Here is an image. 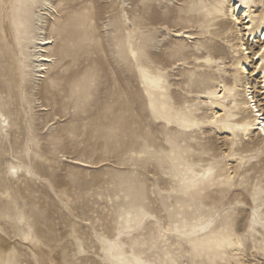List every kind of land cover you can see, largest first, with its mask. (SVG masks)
Instances as JSON below:
<instances>
[{
    "label": "rangeland",
    "instance_id": "1",
    "mask_svg": "<svg viewBox=\"0 0 264 264\" xmlns=\"http://www.w3.org/2000/svg\"><path fill=\"white\" fill-rule=\"evenodd\" d=\"M197 1L56 0L65 7L54 12L46 0H15V15L29 33L39 22L45 35L54 37L47 47L54 61L45 78L37 80L23 73L15 51L0 37V111L8 120L6 128L0 126V230L13 247L15 264H41L38 246L24 240L28 234L55 246L65 264H105V243L99 237L115 240L120 233L122 254L147 264H229L228 251L195 252L191 243L214 245L207 238L224 226L223 219L212 231L194 234L191 241L176 235L173 221V230L161 239L155 222L137 229L136 214L130 223L126 210L134 201L147 200L150 215L163 219L167 229V201V208L184 209L191 232L198 227L193 221L215 215L219 208L222 175H237L240 169L246 177L255 173V183L264 170L261 139H245L240 130L229 127L242 119L243 110L227 107L214 124L209 99L199 97L200 89L210 91L221 76L232 78L237 30L228 20L230 0H224L226 14L205 25ZM253 2L257 14L264 0ZM220 18L227 21L217 36L212 28ZM206 27L212 33L204 34ZM186 33L190 37L185 38ZM207 46L216 48L210 52ZM129 48L138 53L136 58ZM177 55L188 63L179 64ZM198 56L216 63L199 62ZM141 68L160 75L161 84H166L155 102H163L166 94L177 113L171 123L151 105V89ZM199 71L212 74L204 87L194 84ZM245 153L257 159L240 168L237 157ZM10 165L27 172L16 178L8 173ZM209 165L216 169V183L201 181L199 192L188 195L172 192L177 174L194 179ZM239 196L241 191L233 190L230 202ZM250 217V207L240 208L232 231L242 236ZM129 227L130 235L124 231ZM251 233L242 239L247 263L264 264V250L255 241L264 245V228L258 225Z\"/></svg>",
    "mask_w": 264,
    "mask_h": 264
},
{
    "label": "bare ground",
    "instance_id": "2",
    "mask_svg": "<svg viewBox=\"0 0 264 264\" xmlns=\"http://www.w3.org/2000/svg\"><path fill=\"white\" fill-rule=\"evenodd\" d=\"M46 2L49 3V0H46ZM4 3L8 4L9 7L7 9H0L1 39L15 51L18 67L22 69L23 73L30 74L35 80L40 79L41 77L45 78L46 71L48 70L50 64L54 61V57L49 53V51H47V47L53 43L54 37L46 36L42 31L41 23L39 22H35V28L29 33V31L23 27L19 18L16 17L14 7L11 6L12 3H15V0H4ZM196 3L202 10L203 15H205V19L201 20L203 25L211 21L213 18L218 16L223 17L226 14V9L223 10L224 0H198ZM230 3V8L227 9L230 17L228 20L233 21L237 30L236 48L234 49V59L231 65L232 78L221 76L220 81H218V83L214 85L210 91L200 89L201 91H199V97L209 99L208 105L213 110L215 117H221V113L225 112V108L227 107H239L243 110L244 116L241 117L242 119L238 118V120L232 122L229 127L234 128L236 124L249 123L252 126L249 127L247 131L240 130L244 138L251 140L253 136H257L264 144V133L261 132V127H264V105L262 106L261 103V101L264 100V66H260L261 59L264 57L257 56V52L261 48H264V20L261 19V13H264V7L256 14L254 13L255 9L252 8V6H254L253 0H248V3L243 5L240 3V0H230ZM233 17H235V19H233ZM226 21L227 20L220 18L218 22L213 24L215 27H213L212 30L217 36H219L218 32L221 31V27ZM249 25H251V28H249ZM209 30L210 28L208 29V27H206L204 29L205 32L202 30L201 33H212V31ZM176 34H178V32H176ZM190 35L191 34L186 33L184 37L187 38L190 37ZM256 46L257 49L255 50ZM214 48L207 46L206 51L211 52ZM133 51V48H129L130 53ZM195 58L202 59L199 62H205L209 59L207 56H198ZM219 63L221 64L222 61H219ZM148 73L161 80L160 75H154L150 71H148ZM211 75L212 74L210 72L206 71L197 72L194 84L196 86L204 87ZM143 79L145 85L151 89V91H149V94L153 97L151 105L158 113H163V117L167 120L175 119L177 113L176 111L174 112L172 104L168 103L166 94L163 96V102H155V100H159L160 97H162V93H164L163 88L166 84L160 83L159 88H157L146 81L144 76ZM256 82L261 84L259 89H257V85L259 84L257 83L256 85ZM225 89H227V91H225ZM254 91H258L261 94V97L256 98L258 94L254 95ZM203 93H207L208 95L205 96ZM209 93H212V95H209ZM225 98L229 99L228 102L224 101ZM159 105L163 106L162 110L159 109ZM185 111L190 113L189 109H185ZM256 112H260L261 116H257ZM236 113L237 112H233L231 115H235ZM231 115L230 113L227 114V116ZM0 117H2L0 118L1 129L4 127L6 128L8 126V120L1 111ZM190 121L192 123L197 122V120L192 119ZM226 125L229 124H225L224 129L228 128ZM238 130L239 129L236 131ZM7 131L8 130H5V132ZM2 132L3 131L1 130L0 136H2ZM74 162L80 165L86 164L79 160H75ZM11 167H15L17 169L15 174L16 178H19L22 171L27 172L26 169H22L17 165H10L8 167L9 174ZM187 178L190 179V177ZM257 215L259 216L260 213L258 212ZM219 231L220 230H217L216 233ZM235 235L240 237L237 234ZM252 235L253 234L251 232H248L247 234V236L251 237ZM26 236L28 239H24L25 241L29 242L32 247L38 246L40 249L39 258L41 264H55V262L65 264L64 256L55 246L48 244L40 238H35L32 234H28ZM207 239L211 240L213 243L215 235L213 237H208ZM255 241L256 245L259 244L260 250H264V245L260 246L261 242L259 239H255ZM208 245L214 246L211 243H206L205 247L207 248ZM12 250L13 247L11 243L0 230V260H7L8 253L10 251L12 252ZM225 251L230 253L227 259L229 264H236V261L239 264H248L242 240L235 241L233 247L231 248H225L222 251H217V255ZM253 251L257 252L256 248H254Z\"/></svg>",
    "mask_w": 264,
    "mask_h": 264
},
{
    "label": "snow or ice",
    "instance_id": "3",
    "mask_svg": "<svg viewBox=\"0 0 264 264\" xmlns=\"http://www.w3.org/2000/svg\"><path fill=\"white\" fill-rule=\"evenodd\" d=\"M240 3L246 4L248 0H240ZM55 5V7H53ZM12 7H16L15 3H12ZM9 7L8 4L4 3V0H0V9H7ZM47 7L52 11L60 10L61 8L65 7L63 3H57L56 0H51L47 4ZM235 19V17H233ZM261 19L264 20V13H261ZM251 28V25H249ZM138 55L137 52L133 51L131 56L136 58ZM257 56L264 57V48H261L257 52ZM176 59L178 60L179 64H186L188 63L185 60L179 59L177 55ZM205 63L213 64L216 61L212 60L211 58L207 59ZM260 66H264V58L261 59ZM177 65L173 64V68H176ZM141 74L144 76L146 81L152 84L154 87L159 88L160 83L162 82L158 77L150 75L144 68L140 69ZM55 86V85H53ZM227 91V89H225ZM212 95V93H209ZM257 116H261L260 112H256ZM2 118V117H0ZM159 118V117H158ZM178 122L183 123L180 120L179 116L177 117ZM222 117L217 116L212 123H217L220 121ZM171 123V120L168 121ZM229 126V125H226ZM252 125L249 123L245 124H236L233 128V132L237 129L241 131H247L249 127ZM261 132L264 133V127H261ZM135 155V154H134ZM141 155H144L142 153ZM166 155V154H162ZM229 155L228 152L224 153V158ZM223 159V158H222ZM240 160V168H244V166L252 161L257 159V156L254 153H245L244 158L237 157ZM259 159L264 162V145H261L259 150ZM17 169L15 167L10 168V174L15 175ZM240 169H237V175H227L221 176L219 180L220 188H221V199L219 200V208L217 209L215 215L209 217H201L199 221H193V224H198V227H193L192 231H188V220L184 219V209L179 206H173L172 208H167V201L165 202V210L168 213V228H163V224L165 221L163 219H157L156 215H150V209L147 207V200L140 199L138 201H134L131 207H128L127 214L129 222L132 221L133 213L136 214V228L143 229L146 222H155L156 228L160 229V238L164 239L167 237V234L173 230V221L176 222L175 224V233L176 235L185 236L189 238L191 241V237L194 234H204L213 230L215 223L218 219H223L224 226L220 229L219 232L215 233V240L213 241L214 248H206L204 242L200 241H191L193 251L195 252H203L205 250L212 252L215 251H222L225 248H231L234 245V242L237 240H242L244 237L247 236L248 232L254 231L255 228L259 225L260 227L264 228V170L259 172L257 175V179L255 183L251 182V176L255 173H249L246 177L245 175L239 174ZM195 177V173H192ZM216 176V169L212 165H209L208 170L203 172L200 177H196L194 179H188L185 176H181L177 174L174 177L176 181V185L173 186L172 192H178L183 195H188L192 192H199L201 187V181H208L212 180L213 183L215 181ZM239 180L240 184L237 185L236 181ZM233 190L241 191V196L236 198L235 203H231V193ZM246 201V202H245ZM251 208V217L248 223L247 231L240 237H237L234 232L232 231V223L235 214L239 211L240 208ZM124 209H122V212ZM260 213L258 216L257 213ZM121 221L123 222L124 216L121 215ZM183 221L185 227L182 230L180 228V222ZM129 235L132 233L133 229L131 227L124 230ZM124 233H120L117 235L115 240H105L104 237H99L105 243V247L102 251L105 254L106 260L105 264H147V262L135 255H132L131 258H126L122 253L124 252V247L120 243V236ZM25 239H28L26 236ZM135 249V246H133ZM80 254L84 255V249H80ZM14 253H8L7 260H0V264H15V260L13 259ZM55 264H59V262H55ZM173 264H176L174 261Z\"/></svg>",
    "mask_w": 264,
    "mask_h": 264
}]
</instances>
